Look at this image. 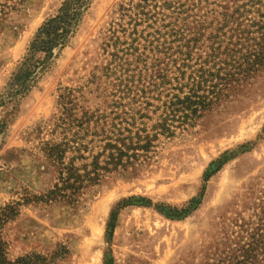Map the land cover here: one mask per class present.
<instances>
[{
  "label": "rangeland",
  "instance_id": "374dc122",
  "mask_svg": "<svg viewBox=\"0 0 264 264\" xmlns=\"http://www.w3.org/2000/svg\"><path fill=\"white\" fill-rule=\"evenodd\" d=\"M64 1L0 0V96ZM128 1L93 0L50 71L26 98L0 108V207L25 193L42 196L56 181L38 146L51 138L65 90L73 91L76 113L110 111L116 98L111 79L100 81L109 61L102 44ZM131 199L135 205L123 207ZM162 209L186 213L174 218ZM3 238L11 262L35 254L48 264H264V73L194 129L162 138L147 161L107 176L79 204L22 207Z\"/></svg>",
  "mask_w": 264,
  "mask_h": 264
},
{
  "label": "trees",
  "instance_id": "16d2710c",
  "mask_svg": "<svg viewBox=\"0 0 264 264\" xmlns=\"http://www.w3.org/2000/svg\"><path fill=\"white\" fill-rule=\"evenodd\" d=\"M92 2L65 0L43 23L0 96V108L31 93L76 36ZM116 15L104 34L109 61L100 78L111 79L116 100L109 112L76 113L73 91L60 95V115L47 132L51 138L38 146L56 169V181L42 196L25 193L18 202L0 207V264H48L35 254L8 259L3 230L22 207L34 202L79 204L107 176L147 161L162 138L194 129L239 87L264 73V0H129ZM135 203L131 199L123 207ZM192 203L196 208L201 204ZM120 209L111 217L109 241ZM162 211L174 218L186 213Z\"/></svg>",
  "mask_w": 264,
  "mask_h": 264
}]
</instances>
